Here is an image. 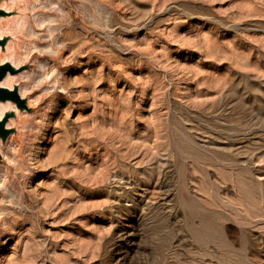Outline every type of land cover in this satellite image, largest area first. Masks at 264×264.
<instances>
[{"label": "rangeland", "instance_id": "rangeland-1", "mask_svg": "<svg viewBox=\"0 0 264 264\" xmlns=\"http://www.w3.org/2000/svg\"><path fill=\"white\" fill-rule=\"evenodd\" d=\"M5 3L0 264H264V0Z\"/></svg>", "mask_w": 264, "mask_h": 264}, {"label": "bare ground", "instance_id": "bare-ground-1", "mask_svg": "<svg viewBox=\"0 0 264 264\" xmlns=\"http://www.w3.org/2000/svg\"><path fill=\"white\" fill-rule=\"evenodd\" d=\"M11 1H13V0H11ZM51 1V0H50ZM6 2V0H0V8L1 7H5V3ZM50 5H51V3H50ZM3 7V8H4ZM55 9V8H54ZM52 15V14H51ZM51 15L50 14H48V13H45L44 14V12H40V13H38V14H36V15H34V18H35V23H36V25L35 26H37V27H39L40 28V31L41 30H44V31H48L50 34H52L55 30H56V28H55V26L54 25H51L55 20H53L52 18H50L51 17ZM47 23V24H46ZM46 24V25H45ZM30 26V25H29ZM30 30V29H29ZM36 31V29L34 28V27H32V33H34ZM30 33V32H29ZM31 33V34H32ZM3 34V31L2 30H0V38L3 36L2 35ZM36 34V33H35ZM34 34V35H35ZM33 35V34H32ZM55 40H56V38H55ZM54 40V41H55ZM53 42V41H52ZM34 45V47L36 48L37 47V41H33L32 42ZM57 44H59V43H57V41H55V45H57ZM53 45H54V42H53ZM9 55H7L6 54V52L5 51H3L1 48H0V66H8V67H10V68H13L15 71H16V69H17V65L21 62V59L19 58V53L17 52V51H13L12 52V54H11V56H9L10 57V61L8 60L9 59V57H8ZM6 57V58H5ZM42 68H45V67H42ZM47 70V69H46ZM42 71V70H41ZM48 72V71H47ZM47 72H45V73H47ZM14 71L13 72H11V71H8L6 74H5V76L3 77V79L0 81V87H2V88H4V89H7V90H9V91H11V92H17V90H16V86L14 87V83H15V81L17 80V77L16 76H14ZM48 74V73H47ZM47 74H46V76H47ZM26 76V75H25ZM24 79V78H23ZM48 82V81H47ZM45 83H46V81H45ZM51 83H54V85H56V84H59V87L62 89L63 88V83H61V82H59L58 81V79H57V77H54V78H52V80H51ZM28 84H26V85H24V86H27ZM28 87V86H27ZM58 87V88H59ZM22 89H23V91H21L20 92V95H19V92H17L18 93V95H19V97L20 96H22L23 95V93L25 92V91H27L26 89V87H22ZM44 89V88H43ZM46 90H47V88H46ZM21 98V97H20ZM22 99V98H21ZM12 101H10V100H5V101H0V120L2 119V117H3V115H4V113L8 110V109H11V108H15V103L14 102H12ZM49 113V112H48ZM44 120V119H43ZM43 124V123H42ZM43 129V128H42ZM41 131V130H40ZM1 139V138H0ZM0 145H1V140H0Z\"/></svg>", "mask_w": 264, "mask_h": 264}, {"label": "water", "instance_id": "water-1", "mask_svg": "<svg viewBox=\"0 0 264 264\" xmlns=\"http://www.w3.org/2000/svg\"><path fill=\"white\" fill-rule=\"evenodd\" d=\"M8 71H12V69L8 66H0V81L3 79V77L5 76V74ZM0 100H13V101H18L21 102V100L19 99V95L17 92H11L7 89H4L2 87H0ZM3 126L0 123V135L3 134Z\"/></svg>", "mask_w": 264, "mask_h": 264}]
</instances>
